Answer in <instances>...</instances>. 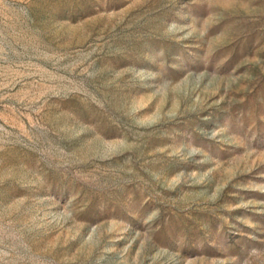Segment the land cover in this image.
Instances as JSON below:
<instances>
[{
  "label": "rangeland",
  "instance_id": "374dc122",
  "mask_svg": "<svg viewBox=\"0 0 264 264\" xmlns=\"http://www.w3.org/2000/svg\"><path fill=\"white\" fill-rule=\"evenodd\" d=\"M0 264H264V0H0Z\"/></svg>",
  "mask_w": 264,
  "mask_h": 264
}]
</instances>
